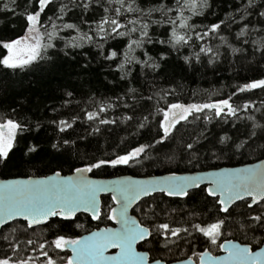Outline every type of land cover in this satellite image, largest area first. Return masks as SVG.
<instances>
[{
    "label": "snow or ice",
    "instance_id": "snow-or-ice-1",
    "mask_svg": "<svg viewBox=\"0 0 264 264\" xmlns=\"http://www.w3.org/2000/svg\"><path fill=\"white\" fill-rule=\"evenodd\" d=\"M222 7L223 0H0L7 19L0 32V174L16 169L25 177L0 180V264H264V99H233L264 92V0H228L223 19ZM229 56L255 63L260 75L226 98L171 102L177 89L165 85L176 68L213 67ZM96 66L119 74L108 81L122 86L115 99L92 87ZM73 76L90 103L63 118L61 109L77 95L66 82ZM154 117L162 118L153 125ZM78 121L89 135L120 124L137 133L155 128L156 135L122 154L71 164L72 174L64 175L75 143L67 137ZM193 123L202 130L180 137L186 174L90 178L140 165L150 149L175 142L180 127ZM46 127L57 134L47 147L39 136ZM246 156L258 162L218 163ZM101 194H110L107 212ZM79 214L97 230L80 235ZM105 220L118 227H99ZM237 234L244 243L227 238Z\"/></svg>",
    "mask_w": 264,
    "mask_h": 264
},
{
    "label": "trees",
    "instance_id": "trees-1",
    "mask_svg": "<svg viewBox=\"0 0 264 264\" xmlns=\"http://www.w3.org/2000/svg\"><path fill=\"white\" fill-rule=\"evenodd\" d=\"M227 2L228 0H223V7L221 9H217L221 19L224 18L225 12L228 11ZM217 3H221V0H217ZM210 19L214 20L215 17H210ZM201 20L202 18H194V21L197 24H199ZM0 21H3V23H0V32H3L5 31L4 24L7 23V19L2 13H0ZM203 22L208 23L207 20ZM17 24H19V21H17ZM17 31H19V29H17ZM9 34L15 36L16 32H10ZM19 34L23 35V32L20 31ZM225 35H227L226 32ZM94 51L95 50L93 49V52ZM137 55L142 54L138 52ZM78 59L82 60L83 58L78 57ZM248 59L251 60V56H249ZM230 61L232 62L230 63ZM104 67H106V65H104ZM195 68L196 70L186 69L183 71L179 68H176L172 84L165 85L166 87H175L177 89L176 95L170 98L171 102L184 104L208 103L220 98H226L231 92L235 90L236 86L247 82L246 78L258 77L260 75L255 63L248 65L246 62H235L234 58L231 56H229L228 60H225L213 67L196 65ZM118 75L119 74H111L107 71H104L100 66H96L94 68V74L92 77V87L98 94L111 96L113 99H115V94H120L122 92V86L119 83L110 84L108 81H118ZM66 82L69 83L71 87L76 88L77 95L75 96L72 105L61 109L63 118H67L75 113H80V109L84 108L88 103H90L87 99V96L81 94L82 90L80 89V82L77 81L74 76L71 81ZM53 83H55V81H53ZM249 98L259 102V100L264 99V92L255 90V93L240 94L239 97H234L233 99L237 104H242L246 99ZM78 101L80 102V107H76V102ZM56 104L57 107L60 106L59 101H57ZM256 116L259 117L260 113L257 112ZM160 118L162 117H154L153 125H155L156 119ZM213 123H215V121H213ZM245 123L246 121L243 120L236 121L240 131L244 130ZM110 127L112 128V131H105L103 135H89L91 129L88 127L87 123L81 121L76 123L74 126V131L70 130V134L67 137L75 143H73L67 149V158L69 162L63 165L64 175L71 173V164H80L82 160H86L93 156L96 158H104L105 156L112 155L114 152H120L122 154L123 151L130 149L132 146H136L141 143H147L151 137L156 135L155 128H153L151 132L148 130H143L140 133H137L134 125L129 126L128 124H120L119 126L113 125ZM207 127L211 132H220L219 126L213 128V124H209ZM223 127L229 129L230 133L235 132V129L231 124L224 125ZM201 130L202 129L196 123L183 125L180 127V131L176 134L177 138L175 142L170 140L167 142L166 146H157L159 148L158 152L150 149L148 158H145L140 165H136L135 167H118L116 169L106 168L104 170L98 171L95 175H90L95 178H115L121 176L151 177L170 174L169 169L175 171L176 174H185V170L188 168V165L184 162V160L180 159L179 145L182 143L180 137L182 136L185 140H187L192 138L194 133H199ZM39 136L41 142L45 144V147H47V142L49 140L55 142L57 138V134L52 127H46L41 131ZM173 153L176 154V160L173 162H166V156ZM248 162L255 163L258 161L255 157L246 156L243 159H237L234 157L231 161L224 159L218 163L221 166L238 167L243 166L244 163ZM202 164L205 168L208 167L207 162L202 161ZM29 174L31 175V172ZM46 174L50 173H40V175ZM0 178L9 179L25 177L19 176L17 170L12 169L10 172L0 174ZM101 201L105 205L104 211L107 212V205L111 204L110 198L103 197L101 198ZM173 207H177V205H173ZM132 214L137 215L134 210ZM78 222L84 225L82 229L78 230L80 235H84L90 230L97 228V223H90V219L84 215H79ZM107 225H109L107 220L99 223V227H105ZM40 235L41 233L38 231L36 236H33V238L35 239ZM47 238L52 239L53 237L48 235ZM227 238L234 239L241 243L245 242L244 236L239 234L234 237ZM61 255H63V253Z\"/></svg>",
    "mask_w": 264,
    "mask_h": 264
},
{
    "label": "water",
    "instance_id": "water-1",
    "mask_svg": "<svg viewBox=\"0 0 264 264\" xmlns=\"http://www.w3.org/2000/svg\"><path fill=\"white\" fill-rule=\"evenodd\" d=\"M70 174H72V173H70ZM70 174H67V175H70ZM165 175H169V174H165ZM178 175H181V174H178ZM89 176L92 179H101V180H111V179H117V178H122V177H131V176H121V177H115V178H95V177H92L90 174H89ZM161 176H164V175H161ZM152 177H156V176H151V177H131V178H133V179H149V178H152ZM9 179H13V178H9ZM0 180H2V179L0 178ZM103 197H109L110 198V194H101V198H103ZM132 212H133V210L130 209V215H133ZM79 215L87 216V214H79ZM108 222H109V225L105 226V227H118L117 225H114L112 222H110V221H108ZM94 223H96V222H94ZM95 230H97V229H95ZM95 230H92V231H95ZM87 234L88 233H86L84 235H87ZM112 251L113 250H110L109 254H112ZM68 254L70 255V253H68Z\"/></svg>",
    "mask_w": 264,
    "mask_h": 264
},
{
    "label": "flooded vegetation",
    "instance_id": "flooded-vegetation-1",
    "mask_svg": "<svg viewBox=\"0 0 264 264\" xmlns=\"http://www.w3.org/2000/svg\"><path fill=\"white\" fill-rule=\"evenodd\" d=\"M89 218V217H88ZM90 219V218H89ZM94 223V222H93ZM94 224H96V223H94ZM108 226V225H107ZM103 227V226H102ZM95 229H97V228H94V229H92V230H95ZM92 230H90V231H92ZM89 231V232H90ZM88 232V233H89ZM236 241V240H235ZM236 242H239V241H236ZM239 243H241V242H239ZM138 250H141L140 248H139V246H138ZM214 254H219V255H223V253H219V252H216V253H214Z\"/></svg>",
    "mask_w": 264,
    "mask_h": 264
}]
</instances>
